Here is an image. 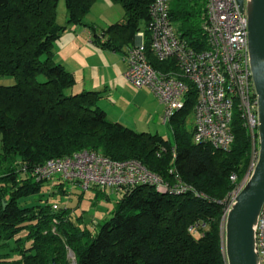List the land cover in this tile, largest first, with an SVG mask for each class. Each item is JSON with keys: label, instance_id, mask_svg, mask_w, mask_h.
<instances>
[{"label": "trees", "instance_id": "trees-1", "mask_svg": "<svg viewBox=\"0 0 264 264\" xmlns=\"http://www.w3.org/2000/svg\"><path fill=\"white\" fill-rule=\"evenodd\" d=\"M59 1L0 0V80L12 82L0 85V264H227L219 201L233 188L230 177L240 181L249 169L252 139L242 120L234 114L227 150L193 143V125L187 124L196 100L191 89L169 122L172 141L110 121L98 105L99 91L70 92L76 77L53 51L66 29L57 22ZM98 1L64 0L67 22L86 26ZM110 1L124 17L100 35L87 26L92 42L123 52L143 30L148 46L154 0ZM205 12L203 0H169L171 22L196 51L207 47ZM148 57L157 70L174 68L172 61ZM81 150L138 160L167 183L181 181L196 193L126 187L93 231L73 209H53L50 198L69 195L66 182L56 180L51 190L33 176L47 160ZM96 197L110 200L100 189ZM196 226V233L190 231Z\"/></svg>", "mask_w": 264, "mask_h": 264}, {"label": "built area", "instance_id": "built-area-1", "mask_svg": "<svg viewBox=\"0 0 264 264\" xmlns=\"http://www.w3.org/2000/svg\"><path fill=\"white\" fill-rule=\"evenodd\" d=\"M203 1L205 49L193 50L180 37L169 17V0H154L149 7V44L146 45L145 32L139 31L135 44L124 53V77L134 88L149 90L163 106L164 124L184 109L189 91L194 90L192 141L195 144L229 149L234 141L231 129L234 114L242 120L252 139L250 165L242 180L238 181L236 175L230 177L233 188L219 201L223 205L224 244L227 214L258 159V100L249 59L247 15L240 13L235 0ZM148 52L160 62L172 61L174 68L155 69ZM33 176L36 180L66 182L83 191L98 188L119 194L126 187L146 184L162 193L194 192L181 181L167 183L138 160L115 161L87 150L47 160L35 168ZM57 208L54 204L53 209ZM190 231L196 233L197 226ZM255 242L259 262L264 264V205L256 225Z\"/></svg>", "mask_w": 264, "mask_h": 264}, {"label": "rangeland", "instance_id": "rangeland-1", "mask_svg": "<svg viewBox=\"0 0 264 264\" xmlns=\"http://www.w3.org/2000/svg\"><path fill=\"white\" fill-rule=\"evenodd\" d=\"M123 17L124 12L120 5L114 4L110 0H99L85 16L86 26L74 25L67 22L65 2L60 0L57 7V22L60 25H65L66 29L60 39L54 42L53 51L56 53L57 58L59 56L63 59L74 55L79 56V62L87 66L86 72L91 70L94 73L96 72V78L93 79H100V83L104 79L107 84L97 90L101 96L98 105L100 108L105 107L109 111V117L113 115H117V117L125 116L137 131L158 134L172 141L170 126L168 123L163 125L160 121L161 106L151 92L136 89L129 84L122 75L123 65L121 60H118V57H112V55H109L111 58L108 57L107 54L109 53L107 51L89 42L88 32L91 29L87 26H93L97 34L100 35L103 28L121 21ZM91 38L93 37L91 36ZM78 43L80 44L77 45ZM84 57L85 62L82 60ZM82 76L83 74L79 77L81 83L84 80ZM90 77L87 73L85 80H89ZM187 124L189 128L191 124L193 125V114L187 119ZM46 183V189H51L56 180H48ZM97 190L98 188H91L83 191L77 186H72V190L68 191L69 195L67 197L56 196L50 198V200L55 201L59 206L73 209L76 215L83 217L85 224L96 231L97 224L102 223L104 219L110 216V212L120 196L116 191L107 192L110 199L107 201L102 197H96ZM46 193L42 198L47 196ZM70 260L74 262L73 257H70Z\"/></svg>", "mask_w": 264, "mask_h": 264}, {"label": "water", "instance_id": "water-1", "mask_svg": "<svg viewBox=\"0 0 264 264\" xmlns=\"http://www.w3.org/2000/svg\"><path fill=\"white\" fill-rule=\"evenodd\" d=\"M235 2L248 19V51L258 100V159L227 214L223 247L227 264H260L255 230L264 205V0Z\"/></svg>", "mask_w": 264, "mask_h": 264}, {"label": "crops", "instance_id": "crops-1", "mask_svg": "<svg viewBox=\"0 0 264 264\" xmlns=\"http://www.w3.org/2000/svg\"><path fill=\"white\" fill-rule=\"evenodd\" d=\"M88 36H89L88 37L89 38V42L90 43H93L92 42V38H91V36H92L91 31L88 32ZM79 44L80 43H78L77 45H79ZM126 48H128V47H125L123 49L124 50L123 52H114V51H110L108 49H103L104 51H107V53H109V54H107L108 57L111 58V56H109V55H112V57H118V60L119 59L121 60L122 65H123V69L121 70L123 76H124V71L126 69V64L124 62V53L126 51ZM84 59H85V57L82 60L84 61ZM113 59H116V58H113ZM79 60H80V57L79 56H75V55L74 56H70L69 58H66V59H63V57H60V56H59V58H57V61L59 63H61L63 66H65V68L67 70H69L70 72H72L74 74V76L76 77L77 82H76L75 86L70 90L71 93H78V92H82V91H97V90H100V88H102V86H105L107 84V83L104 82V79H102V83H100L101 80L98 79V78L97 79H93L94 77L96 78V74H95L96 72L94 73L93 70H91L90 72H88V71L86 72V67L87 66L86 65H83V63L81 64L79 62ZM87 73H89V75L91 76L90 78H88L89 80H85ZM102 73H103V71H102ZM81 74H83L82 77H84V80H83L82 83L80 82V79H79V77L81 76ZM11 83H12L11 81L0 80V85H10ZM142 90H147V89H142ZM147 91H149V90H147ZM158 104L161 106V112H160L159 118H160V121L162 122V124L165 125L163 123V121H162L163 106L159 102H158ZM102 109L105 111V113L107 115V118L110 121L119 122V123L123 124L124 126L130 128V129H132L134 131H137L134 127L131 126V123L129 122L128 119H126L125 116H119L118 115L119 117H117V115H113V116L109 117V113H108L109 111L106 110L105 107L102 108ZM122 113H124V112H122ZM168 125H169V123H168ZM137 132H146V131H137ZM65 186H66V188H67L68 191H71L72 190V185H70L69 183H67Z\"/></svg>", "mask_w": 264, "mask_h": 264}]
</instances>
